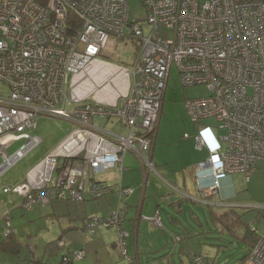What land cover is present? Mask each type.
<instances>
[{"label": "built area", "instance_id": "built-area-1", "mask_svg": "<svg viewBox=\"0 0 264 264\" xmlns=\"http://www.w3.org/2000/svg\"><path fill=\"white\" fill-rule=\"evenodd\" d=\"M141 2L144 19L131 16L129 0H0V83L9 87L8 95L0 94V176L41 143L32 134L39 115L76 125L25 181L3 188L24 196L25 208L49 203L47 186L60 199L107 196L114 186L92 179L91 171H123L127 152L157 173L151 151L174 66L183 85H205L211 92L186 100L192 121L214 117L227 131L218 136L204 125L194 136L197 148L210 152L196 173L201 194L209 200L229 174L245 172L249 179L264 163V0ZM144 25L152 27L150 34ZM124 37L139 47L130 65L111 60ZM92 117H117L128 134L97 127ZM17 140L24 142L10 155L8 147ZM208 176L212 183L205 186L201 181ZM133 193L120 185L118 207L108 217L91 215L85 232L116 229L121 253L138 264L126 246V200ZM10 213L4 216L5 237L16 232ZM149 219L162 226L159 213ZM84 256L76 250L60 264ZM202 260L195 256L191 264ZM241 264H264V233Z\"/></svg>", "mask_w": 264, "mask_h": 264}, {"label": "rangeland", "instance_id": "rangeland-1", "mask_svg": "<svg viewBox=\"0 0 264 264\" xmlns=\"http://www.w3.org/2000/svg\"><path fill=\"white\" fill-rule=\"evenodd\" d=\"M129 4L132 17L136 19L147 17V10L141 0H129ZM127 30L129 32V29ZM151 31V26L144 25L145 35L150 34ZM159 32L162 35H166L163 25H160ZM138 52L137 41L130 37H124L119 41L118 50L111 51V60L130 65L135 60ZM0 94H9L7 84L0 83ZM210 94L211 92L205 85H183L177 68L173 67L169 85L163 98L156 133L157 138L155 137L156 139H154L156 149L152 160L158 173L151 172L150 174L152 176L149 179L147 199L150 197L151 188H154L162 196L183 200L184 212L181 213L177 212L176 207L162 201L160 212L165 227L159 228L154 225L158 229L153 227L148 230L150 234H158L161 240H166L164 243H156L155 246L163 243L168 250L174 252L175 264H189V256L199 253L208 256L212 264H240L248 253V243L243 237L264 233V207H253V205L261 206L264 204V163L262 162L257 170L251 173L249 179L246 178L247 173L245 172L237 171L229 175L235 194L229 198L223 197V199L229 201L230 204L238 206L235 207V210L240 220L235 228V234L220 219L211 214L207 204L191 198L187 199L180 192L185 190L190 196H199L196 183L194 186L193 178L191 177L193 164L198 157L205 160L208 155L206 149L199 150L194 144V136L197 134L199 127L209 125L218 136L227 132L214 117L200 119L195 124L188 113L187 99ZM74 108L75 106L73 105L72 109ZM90 121L93 125L110 131L117 130V127L121 125L117 117H92ZM75 126V123L63 117L52 115L38 116L37 127L33 133L39 135L43 141L6 171L5 174L0 176V241L4 237L3 233L6 227V218L4 216L9 211L7 206L9 198L3 193L2 189L6 186H13L17 177H21L22 173L33 166L47 149L58 143L66 134H69ZM186 133H189L192 137L185 139L184 135ZM21 144L22 141L20 140L12 142L8 147L9 154L11 155L15 152ZM2 161L3 158L0 155V164ZM2 185H4L3 188ZM172 186L178 188V190H175ZM53 190L54 192L56 191L55 189ZM3 194L5 195L4 197ZM4 198L7 199L4 200ZM59 200H69L70 203H81L84 201L72 199L52 200L51 198L49 203L42 205L38 203L30 211L22 208L21 211L19 209L11 211L10 222L17 236H19L18 238L21 239L22 246L15 255L4 250L0 251V264H42L43 259L46 261H57L60 255L59 249L61 248L58 245L59 232H61L59 225H61V222L63 223L64 217L60 213L53 216L50 212L53 210L52 202L55 203ZM74 205L71 204V206ZM59 214L60 216H58ZM172 218H176L177 223H173ZM145 223L146 226H149L148 222ZM145 227H142V230H147ZM252 227L256 228V231H250ZM100 228L103 229L105 227H97L95 234ZM105 229L110 230V228ZM75 232L78 231L75 230ZM176 235H180L182 239L174 241V236ZM44 237L47 239L51 238V241ZM44 239L47 241L45 240L44 242ZM141 239H143L142 236ZM152 240L154 242L155 238L152 237ZM28 245H32L33 250ZM45 247H47V250H45ZM183 248L185 250L181 252ZM120 256V264H130L127 256L122 253H120ZM144 264H147L146 259H144Z\"/></svg>", "mask_w": 264, "mask_h": 264}, {"label": "crops", "instance_id": "crops-1", "mask_svg": "<svg viewBox=\"0 0 264 264\" xmlns=\"http://www.w3.org/2000/svg\"><path fill=\"white\" fill-rule=\"evenodd\" d=\"M33 132L32 134L36 135ZM111 132L127 135L128 128L126 126L119 125L117 127V130H111ZM66 136L67 134L58 143H56L51 148L47 149L44 155L41 156V158L33 166L29 167V169H27L26 172H23L21 177H17V179L14 181L13 184L18 185V184H21L23 181H25L27 179L28 172H30V170H32L47 154L53 152L57 148V146L65 139ZM155 137L157 138V134ZM191 137L192 136L190 135V138ZM20 141H22V144H23L24 141L23 140H20ZM194 144H195V147L197 148L196 140H194ZM155 149H156V146H155V140H154L152 151H151L152 159L154 158V155H155ZM203 149H206L208 155L206 156L205 160H202L200 157L195 159V163L193 164V171L191 175V177L193 178L194 186H195V183H198L197 182L198 180L196 177V173L198 170V164L206 161L210 154L207 148H203ZM123 166H124L123 171L120 170L118 166H115L106 171L97 172V173L91 171L90 175L92 179H95L96 181H100V182H106L114 186V190L111 193H109L107 196L103 197L102 199H96V198H93L91 195L87 194L84 201L81 203H70L69 200L66 201L62 199H61L62 201L59 200L55 203L52 202L53 210L50 212L51 215L55 216L58 213H60L64 217L63 223L62 222L60 223L62 226L59 225V229L61 232H59L60 236L58 237V240L59 241L62 240L63 244L61 245L60 242L58 243V245H60L61 248L59 249L60 255L57 261H54V260L46 261L42 258L43 259L42 264H49L51 262L60 264L64 255L73 254L74 251L80 250V249L85 251V256L82 259L76 261L75 264H120L121 263L120 262L121 251L119 248L118 232L116 231V229L110 228V230H106L105 228L103 229L100 228L99 231L96 234L94 233L92 236L85 232L86 221L91 215H99L102 217H108L118 207L120 185L132 186L135 188L134 193L131 196H129L128 199L126 200L128 211L126 213L125 229L129 232V236L126 238V246H127L128 255L130 257L135 258L138 264H144V259H146L147 264H175L174 252L168 250L167 246L163 244L164 241L166 240H161L158 234H155V235L154 233L150 234L148 230L149 228H153V227L155 228L156 226L152 222V220H150L149 218L154 216L156 213H159L161 215V212H160V208H162L161 202L164 201L167 204L172 205L173 207L177 208L179 204V199H171L164 195L162 196L154 188H151V191L149 193L150 197L147 199L148 186L150 182L149 179H150V176L152 175H150L151 172H149L144 167L141 161L132 152L126 153ZM6 171L3 174H5ZM204 171L207 174L210 173L209 170H204ZM229 175L221 181V185H220L218 193L209 198V200L213 202L214 205H207V206L209 207V211L212 209V212L214 213L213 215L215 216L216 215L219 216L221 215V213L226 211L228 208L235 206L234 204H230L229 201H226L223 199V197L229 198L230 196H233L235 194V189H234V186L232 185V180L229 177ZM160 176L162 177V175ZM201 182L205 186H209L212 183L211 177L208 176ZM3 186L4 185H2V188ZM2 191L5 195H7V198H9L7 201V206L10 212L13 211L14 209H19L21 211V208L25 209L26 211H30V209H27L24 206V201H25L24 196L13 193V192L6 193L4 192L3 189ZM49 191H50V195L52 196L51 197L52 200L60 199L57 197L56 191L54 192L53 188H49ZM170 193L168 192V194ZM4 194H3V197L5 196ZM7 198H4V200ZM11 200L13 201V203H11L12 202ZM71 204H75V205L71 206ZM183 207H184V204L182 206V209ZM182 209L177 208V212H180V213L183 212ZM60 214L58 216H60ZM146 217H149V218L146 219ZM162 221H163V218H162ZM145 222H148L149 226H146ZM172 222L177 223V219L172 218ZM142 227H145V229L147 230H144V229L142 230ZM163 227H165L164 221H163V226L159 228H163ZM155 229H158V228H155ZM75 230L78 232H75ZM141 232L142 234L140 235ZM262 234L257 233L258 236ZM141 236L143 237V239H141ZM16 237L21 247L22 241L20 238H18L19 236H17V233H16ZM152 237L155 238L154 242L152 240ZM5 239L6 238L3 237V239L0 241V251L4 249V246L1 244L2 243L4 244ZM46 239H44V242ZM179 239L180 240L182 239L180 235L174 236V241L175 240L180 241ZM243 239L248 243V253H249L253 245V243H251L252 239L249 238L248 236H244ZM47 240L51 241V238ZM159 242H163V243H161V245L159 246L158 245L155 246V244ZM28 246H32V245H28ZM20 247L18 248L14 245L11 248V251L12 250L16 251L17 249H20ZM45 250H47V247H45ZM184 250H185L184 248L181 249V252ZM11 251L8 253H11ZM191 256H189L190 260H191ZM189 264H190V261H189Z\"/></svg>", "mask_w": 264, "mask_h": 264}, {"label": "trees", "instance_id": "trees-1", "mask_svg": "<svg viewBox=\"0 0 264 264\" xmlns=\"http://www.w3.org/2000/svg\"><path fill=\"white\" fill-rule=\"evenodd\" d=\"M77 25H79V23L77 24ZM48 190V189H47ZM210 212L212 213V214H214L213 212H212V209L210 210ZM238 213L236 212V210H235V207H230V208H228L226 211H224L223 213H221V215H214V217H216L217 219H220L221 220V222L225 225V226H227L229 229H230V231L231 232H234V234H235V228L238 226V224H239V220H240V217H239V215H237ZM250 231H256V228H254V230L251 228V230ZM260 236V235H259ZM258 235H257V233L256 234H254V235H248V237L249 238H251L252 239V241H251V243H255L256 242V240H257V238L259 237ZM6 239H5V241H4V244L2 243L1 245H3L4 246V251H7V252H10L11 251V248L15 245L16 247H20V244L18 243V241H17V237H16V233H13V234H11V235H9L8 237H5ZM8 246V247H7ZM19 249H17L16 251H11V253L12 254H15L17 251H18ZM198 255H200V256H202L203 257V260L200 262V263H196V264H212L211 262H210V258L208 257V256H206V255H203V254H195V255H193V256H191V260H190V264H191V262L193 263L194 262V258H195V256H198ZM245 260V258L240 262V264L243 262Z\"/></svg>", "mask_w": 264, "mask_h": 264}, {"label": "water", "instance_id": "water-1", "mask_svg": "<svg viewBox=\"0 0 264 264\" xmlns=\"http://www.w3.org/2000/svg\"><path fill=\"white\" fill-rule=\"evenodd\" d=\"M1 155V154H0ZM163 178V177H162ZM198 182V181H197ZM132 187V186H131ZM173 187V186H172ZM134 188V187H133ZM174 188V187H173ZM175 190H178V188H174ZM196 189H197V191H198V194H199V196H197V197H193V196H190V195H188L187 194V192H185V191H180L181 193H182V195L184 196V197H186L187 199L188 198H191V199H194V200H196V201H199V202H202V203H205V204H207V205H214V203L213 202H211L210 200H208V197H205V196H203L202 194H201V191H200V189H199V185H198V183H196ZM134 191H135V188H134ZM182 206H183V200H179V204H178V207L177 208H181L182 209ZM235 206H237V205H235ZM128 207V206H127ZM253 207H256V205H253ZM176 208V209H177ZM183 210V212H184V209H182ZM162 218V217H161ZM162 226H163V221H162Z\"/></svg>", "mask_w": 264, "mask_h": 264}, {"label": "bare ground", "instance_id": "bare-ground-1", "mask_svg": "<svg viewBox=\"0 0 264 264\" xmlns=\"http://www.w3.org/2000/svg\"><path fill=\"white\" fill-rule=\"evenodd\" d=\"M35 171H36V170H35ZM35 171H34V172H35ZM33 175H35V174L33 173ZM46 189H49V187L47 186ZM41 205H42V204H41ZM33 207H34V206H33Z\"/></svg>", "mask_w": 264, "mask_h": 264}, {"label": "clouds", "instance_id": "clouds-1", "mask_svg": "<svg viewBox=\"0 0 264 264\" xmlns=\"http://www.w3.org/2000/svg\"><path fill=\"white\" fill-rule=\"evenodd\" d=\"M156 133H157V131H156ZM38 136H39V135H38ZM16 150H17V149H16ZM225 178H226V177H225ZM210 197H211V196H210ZM210 197H209V198H210ZM234 207H238V206H234ZM152 222H153V221H152ZM4 237H5V236H4Z\"/></svg>", "mask_w": 264, "mask_h": 264}]
</instances>
